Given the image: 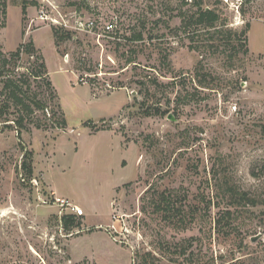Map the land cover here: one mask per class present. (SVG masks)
<instances>
[{
    "label": "rangeland",
    "instance_id": "rangeland-1",
    "mask_svg": "<svg viewBox=\"0 0 264 264\" xmlns=\"http://www.w3.org/2000/svg\"><path fill=\"white\" fill-rule=\"evenodd\" d=\"M6 3L1 50L33 39L58 99L30 79L46 107L22 112L20 137L16 108L0 112V264H264V0ZM201 8L216 28H187ZM36 63L10 74L32 77ZM229 187L257 204H232ZM53 189L84 208L75 224ZM162 195L179 210L170 220Z\"/></svg>",
    "mask_w": 264,
    "mask_h": 264
},
{
    "label": "trees",
    "instance_id": "trees-1",
    "mask_svg": "<svg viewBox=\"0 0 264 264\" xmlns=\"http://www.w3.org/2000/svg\"><path fill=\"white\" fill-rule=\"evenodd\" d=\"M184 3H188V0H183ZM199 5L198 3H195ZM23 11L25 12V7L23 8ZM6 15H7V3L6 0H0V30L6 27ZM219 21V14L209 8H201L197 13L192 15L187 24V28L193 27V31H197L201 28H216V23ZM251 24L249 22L246 23L244 29L237 34V38L239 39L240 48H243V51L245 53L249 52L248 45V38H247V32L250 30ZM190 29V28H189ZM216 32H220V30L217 28ZM56 36V33H55ZM64 36V35H63ZM66 39H71L72 36L70 33L66 32L65 35ZM243 37V38H242ZM59 38H63L62 36ZM138 39H141V35L137 36ZM36 58V69L30 71V75L32 77H26V78H20L17 79L13 75L10 74V72L15 70V67H12V63L23 59V57H34ZM135 60L129 59L128 63L134 62ZM162 76H167L164 74H161ZM172 82L177 80V75L172 76ZM34 80H41L45 79V84L48 88L52 89V100L57 98L58 94L52 84V81L49 76V71L46 65L45 60H43L42 55H40L39 50L36 48L35 42L33 39H30L29 41L20 44V46L17 48V50L10 53V57L4 54V52L1 50L0 47V88H1V94H4L7 98L5 102L0 106V112L10 114V109L16 108V114L17 116L13 119L12 127L15 126V129L18 131L19 137L21 136L22 130L25 128V120L26 116H24L23 113H27L28 115H32L34 113L35 109H44L46 105L43 103L41 99L38 98L35 94H32L33 96H29L27 93L28 88H31V84L29 83L30 79ZM157 78V77H156ZM157 79H154V82ZM143 83V82H142ZM157 83V81L155 82ZM145 83H143L144 85ZM26 85V86H25ZM123 86V85H121ZM28 95V96H27ZM26 97L31 99V104H28L26 102ZM156 111L161 112V108L158 107ZM15 111H12V113ZM23 112V113H22ZM169 113V110L162 111ZM57 114V112L55 113ZM104 120V119H103ZM58 127L59 128H65L67 126V119L65 117V113H61V117L57 120ZM24 162L22 163L23 168L26 169L27 174L29 177L33 176L34 169H33V153L32 151L26 152L24 154ZM230 190V200L233 204V202H246L250 203L252 205L257 204V200L254 197H250L249 194L245 191H241L239 189H235L233 187H229ZM211 203V201H209ZM157 208L160 209V211L165 212L164 219L170 220L172 216V212L179 211L177 209H174V202L172 201L171 197L162 195V201L158 203ZM222 215V218H226V216H232L231 210L226 209L224 210ZM66 226H70L76 223V216L74 214H70L64 217ZM218 225L221 223V219L218 218Z\"/></svg>",
    "mask_w": 264,
    "mask_h": 264
},
{
    "label": "built area",
    "instance_id": "built-area-1",
    "mask_svg": "<svg viewBox=\"0 0 264 264\" xmlns=\"http://www.w3.org/2000/svg\"><path fill=\"white\" fill-rule=\"evenodd\" d=\"M115 28V24L112 22H106L103 30L107 33H111L114 31ZM233 110L236 111L237 110V105H233L232 106ZM53 195H55L53 193ZM55 200H56V204L59 207V213L60 215H62L64 213V211H68L69 214H74L76 216H83L85 215V210L83 207L79 206L78 204L72 203L71 201H69L68 199L62 198V197H58L55 196Z\"/></svg>",
    "mask_w": 264,
    "mask_h": 264
},
{
    "label": "crops",
    "instance_id": "crops-1",
    "mask_svg": "<svg viewBox=\"0 0 264 264\" xmlns=\"http://www.w3.org/2000/svg\"><path fill=\"white\" fill-rule=\"evenodd\" d=\"M103 131H100V132H98V133H96V134H99V133H102ZM119 140V139H118ZM115 185H117V184H115ZM56 192V194H57V191H56V189H53V192L52 193H54L55 194V192ZM55 194V196H58V197H63L62 195L61 196H59L58 194L56 195ZM80 206V205H79ZM82 207V206H81ZM87 210H88V207L86 208Z\"/></svg>",
    "mask_w": 264,
    "mask_h": 264
},
{
    "label": "water",
    "instance_id": "water-1",
    "mask_svg": "<svg viewBox=\"0 0 264 264\" xmlns=\"http://www.w3.org/2000/svg\"><path fill=\"white\" fill-rule=\"evenodd\" d=\"M169 118H173V115L172 114H169Z\"/></svg>",
    "mask_w": 264,
    "mask_h": 264
}]
</instances>
